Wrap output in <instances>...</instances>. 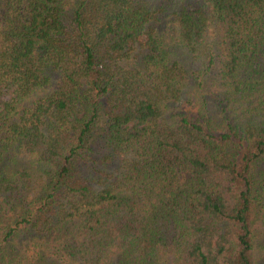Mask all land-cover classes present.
<instances>
[{
    "label": "trees",
    "instance_id": "trees-1",
    "mask_svg": "<svg viewBox=\"0 0 264 264\" xmlns=\"http://www.w3.org/2000/svg\"><path fill=\"white\" fill-rule=\"evenodd\" d=\"M0 264H264V0H0Z\"/></svg>",
    "mask_w": 264,
    "mask_h": 264
}]
</instances>
